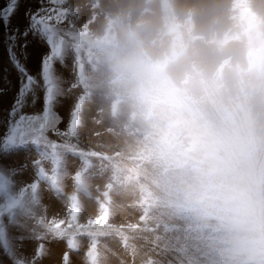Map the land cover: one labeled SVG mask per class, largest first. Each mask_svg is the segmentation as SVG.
<instances>
[{"label":"rangeland","instance_id":"obj_1","mask_svg":"<svg viewBox=\"0 0 264 264\" xmlns=\"http://www.w3.org/2000/svg\"><path fill=\"white\" fill-rule=\"evenodd\" d=\"M128 1L53 4L51 0H17L8 23L0 19V96L9 95L0 108V202L6 187L19 193L38 181L35 216L46 222L64 220L62 228L76 232L78 244L77 249H70L68 235L53 236L17 208L16 223L8 216L2 221L7 239L0 229V264H16L17 258L25 264H64L65 253L70 264H89L91 238L79 234L75 226L68 228L73 208L79 213L76 223L80 225L108 216L110 227L89 229L104 233L97 238L98 264H146L148 259L156 264H232L221 228L182 210L181 193L194 162L160 147L158 130L144 119L139 81L131 69L118 70V62L131 53H142L162 63L171 79L184 84L208 120L218 121L242 106L258 126H264V20L258 12L264 0H211L218 2L217 13L205 29L198 24L211 6L183 8L178 0H139L132 9ZM9 3L0 0V9ZM60 9L68 15L57 22ZM38 12L51 15L49 23L62 34L71 33L64 36L68 45L64 59L53 61L60 92L51 110L57 121L42 135L39 124L34 128L17 125L22 115L42 116L45 107L42 61L51 48L46 38L30 30V17ZM82 14L84 21H80ZM150 17L155 19L153 32L143 31ZM223 21L224 27L219 28ZM13 56L36 81L15 115L13 107L26 77ZM77 104L76 134L61 135L68 131ZM13 134L24 142L5 148V138ZM38 138L41 143L35 142ZM44 141L75 149L60 150L59 194L38 176L34 165L40 161L39 167L49 175L55 166L51 155L41 156ZM143 216L147 217L145 224H141ZM136 224L141 229L156 228V232L132 231L129 225ZM119 232L128 236L127 247ZM41 245L43 253L38 255Z\"/></svg>","mask_w":264,"mask_h":264},{"label":"clouds","instance_id":"obj_2","mask_svg":"<svg viewBox=\"0 0 264 264\" xmlns=\"http://www.w3.org/2000/svg\"><path fill=\"white\" fill-rule=\"evenodd\" d=\"M139 81L144 119L160 147L194 162L182 210L222 230L232 264H264V126L242 106L211 121L159 61L131 53L118 62Z\"/></svg>","mask_w":264,"mask_h":264},{"label":"snow or ice","instance_id":"obj_3","mask_svg":"<svg viewBox=\"0 0 264 264\" xmlns=\"http://www.w3.org/2000/svg\"><path fill=\"white\" fill-rule=\"evenodd\" d=\"M53 4H62L64 0H51ZM17 6V0H10V3L7 5L6 8L0 9V19L4 21L5 24L8 23L10 17L15 12ZM51 11V10H49ZM68 15V11L65 9H60L56 16L55 20L60 22L63 18ZM52 19V16L49 14H45L41 16L38 13L32 14L30 17V30L37 32L42 37L46 38L47 43L50 45L51 54L45 57L42 61V79L44 82V88L46 90L45 94V107L42 116H20L17 125L19 124H27L29 128H34L36 124H39V128L41 130V135L43 130L46 127H54L57 121L56 115L52 112V104L56 99L57 95L60 92L58 87L57 80L54 76L53 70V61L54 60H63L65 52L67 50V41L65 40L64 36H71L70 32L65 34L61 33V30L54 27L49 23V20ZM23 35L26 37L28 35V30H26ZM14 41L16 39L15 36L11 37ZM13 61L17 69L26 77L25 80L21 82V87L19 90V95L16 100V104L13 107V115L16 113V108L18 106H22L24 97L32 91L33 86L36 84L35 79L26 73L24 68L20 65L19 60L13 56ZM79 105H75L74 111L72 113V120L69 124L68 131L66 133H61V135L65 136H73L76 134L77 124L79 122ZM24 140H17L15 135H10L5 138L3 142V146L5 148L11 147L17 143H23ZM36 143H41L42 141L38 138ZM46 147L45 150L41 153L42 157H48L51 155V158L54 163V167L52 169L51 175L45 172L42 167H39L40 161H34V165L38 167V176L42 179L48 180L51 187L57 192L60 193V173H61V165L62 161L60 158V150H70L75 152V149L70 144H65L63 146H59L56 144H51L49 142L44 141ZM49 149H51V153H49ZM82 155V153H79ZM38 181L33 182L31 185L26 186L25 188L21 189L19 193H12L6 187L5 198L3 202H0V229H3L4 238L7 239V232L6 227L3 225L2 221L5 216H8L10 222L16 223V209H23L25 215H27L30 219L35 220L37 225H41L46 227L48 232L51 233L53 236L57 238H64L68 235L70 238L68 239V246L70 249H77L78 244L75 239L76 232L68 233L66 230L62 228L65 224L64 220H57L53 218L51 221H45L44 218H39L35 216L33 206L38 204ZM71 215L70 219L71 222L68 223V228L72 229L74 226L81 235H87L91 238V245L90 250L87 253L89 259V264H98V240L97 238L103 235L104 233L101 232H94L89 229H95L98 226L102 228H108L110 225L108 224V216L104 214L102 216H98L95 219H89L87 225H80L77 222V217L79 215L78 211L73 208L70 210ZM147 221V217H141V224H145ZM21 227H27V225H20ZM129 228L132 231H148V232H156V228L153 227H145L141 229L140 224L136 225H129ZM35 231V229H33ZM118 236L121 238L125 247H127V240L128 236L125 235L124 232H119ZM39 238H43L42 236ZM21 240L24 237H20ZM159 240V236H156V241ZM2 243V241H0ZM43 253V246L41 245L40 248L37 250V254L40 255ZM64 264H70L68 253H65L64 257ZM16 264H25V261L17 258ZM146 264H156V261L153 259H148Z\"/></svg>","mask_w":264,"mask_h":264},{"label":"bare ground","instance_id":"obj_4","mask_svg":"<svg viewBox=\"0 0 264 264\" xmlns=\"http://www.w3.org/2000/svg\"><path fill=\"white\" fill-rule=\"evenodd\" d=\"M262 1V0H261ZM260 1V2H261ZM129 2V6L132 8V9H136V7H137V4H138V2H139V0H129L128 1ZM220 2H222L221 0H220ZM263 2V1H262ZM178 3L180 4V6H190V5H192V6H194V8L196 7L197 9H199V8H201V6H203V7H207V6H211V8H209V7H207L206 8V12L204 13V15H202L201 16V23H199L198 25H200L199 27H201V29H205L206 28V26L208 25V24H210L209 23V20L212 18V16L215 14V12L217 11V7H218V2L216 3V1L215 2H213V1H211L210 0V2H208V1H206V0H178ZM216 3V4H215ZM222 4V3H221ZM257 4V3H256ZM220 5V4H219ZM258 5V4H257ZM180 6H178V7H180ZM153 7V6H152ZM183 7V8H184ZM191 7V6H190ZM189 8V7H188ZM221 8V7H220ZM192 9H193V7H192ZM195 10V9H194ZM220 11H221V9H219ZM179 11V10H178ZM184 11V10H183ZM198 11V10H197ZM202 11V10H201ZM180 12H182V10H180ZM195 12H196V10H195ZM253 12V11H252ZM258 12H260L259 14H260V16L263 18L262 20H264V8H262V9H260L259 8V11ZM193 13H194V11H193ZM197 13V12H196ZM199 13V12H198ZM217 13V12H216ZM259 14H258V16H259ZM84 15L85 14H82L81 15V17H80V21L82 20V21H84V19H83V17H84ZM196 15V14H195ZM216 15V14H215ZM200 16V15H199ZM215 18H216V16H215ZM214 18V19H215ZM260 18V17H259ZM146 19V18H145ZM150 20H149V25H147L146 27H144L142 30L143 31H151V32H153V29H154V24H155V19L153 18V17H150L149 18ZM197 19H199V18H197ZM196 22H197V20H196ZM262 22V21H261ZM100 22H98V24H99ZM195 23V22H194ZM225 23L226 22H224L223 21V23L219 26V28H222V27H224V25H225ZM197 26V25H196ZM215 26V25H214ZM198 27V26H197ZM208 28V27H207ZM198 29H200V28H198ZM197 29V30H198ZM213 29V28H212ZM226 29V28H225ZM209 30V29H208ZM200 31V30H199ZM202 31V30H201ZM220 31H221V29H220ZM226 31V30H225ZM224 31V32H225ZM227 32V31H226ZM230 32V31H229ZM138 33V32H137ZM148 33V32H147ZM202 34H203V32H201ZM209 33H210V30H209ZM212 33V32H211ZM220 34H221V32H220ZM225 34V33H224ZM139 35V34H138ZM215 35V34H214ZM222 35V34H221ZM204 36H206V35H204ZM210 36H212V35H210ZM216 36H218L217 34H216ZM229 36V35H228ZM214 37V36H213ZM33 46V45H32ZM233 60H235V59H233ZM239 61V60H238ZM239 62H241V60L239 61ZM248 64V63H247ZM233 65V64H232ZM235 65V64H234ZM239 65H243V64H239ZM239 67V66H238ZM245 67H246V65H245ZM247 67H249V66H247ZM246 67V68H247ZM245 68V69H246ZM0 69H1V67H0ZM243 70H244V68H243ZM236 76V75H235ZM233 80V79H232ZM235 80V79H234ZM235 83V82H234ZM230 85V82L228 81V84H227V86H229ZM13 87H15V85L13 84ZM6 94V93H5ZM8 94H6V95H1L0 96V108H2L3 106V104L4 103H6L7 104V102H6V100L8 99ZM124 135V134H123ZM126 135V134H125ZM125 142V141H124ZM123 142V143H124ZM54 255H56V253H53V256ZM77 263V262H76ZM75 262L74 263H72V264H76Z\"/></svg>","mask_w":264,"mask_h":264}]
</instances>
